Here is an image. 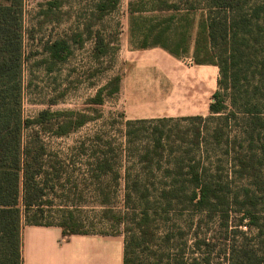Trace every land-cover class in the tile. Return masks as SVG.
I'll return each mask as SVG.
<instances>
[{"label": "trees", "instance_id": "trees-1", "mask_svg": "<svg viewBox=\"0 0 264 264\" xmlns=\"http://www.w3.org/2000/svg\"><path fill=\"white\" fill-rule=\"evenodd\" d=\"M195 1L204 5V12L196 25L192 58L195 63L217 66L218 78L209 106L211 115L184 119L191 123L188 131L194 134L192 142L200 146L199 137L203 134L200 122L221 119L215 115L225 112L227 105L231 106L232 109L228 110L236 119V133L230 137L223 133L218 123L212 127L210 137L217 146H224V154L231 153L233 175L244 184L233 187L232 179L208 173L200 161H194V157H190L186 164L181 157L175 159L173 170L154 173L150 169L149 174H137L131 188L127 183L124 193L125 199L129 200L134 192L140 205L137 211L134 209L127 221L129 225L123 230V264H210L214 244L205 234L195 233L192 243L195 251L187 253V240L182 230L178 229L174 234L166 228L161 234L156 233L161 214L155 203H190L199 220L216 215L220 225L225 227L226 238L228 222L232 217L236 218V226L243 224L248 230H254V234L248 236L237 227L231 230V238L223 252L226 264H264V0ZM118 2L98 0L91 12L93 21L84 25L89 36L94 33L93 56L96 60L109 53L111 42L99 29L92 31L91 28L114 11ZM184 2L187 12L196 8L195 3ZM148 4L150 11L155 13L150 18L143 15L146 10L143 4L135 7L129 2L130 35L140 39L137 46H161L176 56L188 53V46H184L181 53L168 46L165 40L169 38L176 17L178 21L185 20V28L191 25L190 13L178 17L179 0H148ZM48 6L49 9L59 7L60 1H48ZM166 12L172 13L164 15ZM23 34L22 0L0 2V264H23V218L27 224H54L41 218L45 206L51 204L46 198L48 191L54 190L56 184L49 182L60 178L63 161L57 155H54V161H46V156L51 158L52 155L48 153L41 132L63 136L85 121L84 115L77 110L42 109L34 117L23 116ZM184 37L185 30L181 42ZM72 38L82 44V33H75ZM149 38L152 39L150 43ZM178 46L180 41L176 43ZM69 47L67 39L63 38L48 40L44 44L43 50L48 58L43 62H50L48 70L67 58ZM120 79L118 74L110 78L87 103L101 106L104 95L113 96L119 91ZM158 121L165 124V119ZM150 122L127 120L126 132L136 134L137 130L132 128L135 124ZM28 128L32 132L24 139L23 132ZM151 130L154 146H162L164 130L158 127ZM139 158L147 163L153 161V155L147 152ZM141 175L152 177L146 179L151 187ZM129 176L126 174L127 180ZM162 210L167 217L168 207H162ZM67 212L72 217L70 211ZM57 225L63 234L88 232L70 228L66 221ZM176 238L182 240L180 245L172 244Z\"/></svg>", "mask_w": 264, "mask_h": 264}, {"label": "rangeland", "instance_id": "rangeland-1", "mask_svg": "<svg viewBox=\"0 0 264 264\" xmlns=\"http://www.w3.org/2000/svg\"><path fill=\"white\" fill-rule=\"evenodd\" d=\"M48 1L51 0H22L25 55L22 113L25 118H31L42 109L77 110L84 115L85 121L67 135L55 136L49 132H41L48 153L52 155L51 158L46 156V161H54V155L63 161L60 178L49 182L56 184L54 190L49 189V196H46L51 204L45 206L42 221L54 224L66 221L70 228L72 226L88 232L123 233L134 209L137 211L140 205L134 192L129 200L125 199L127 183L131 188L137 174H149L148 171L151 170L154 173L165 169L173 170L172 162L179 157L185 164L190 157H194V161H200L208 173L220 174L223 179H232L233 187L244 184L243 180L233 175L231 153L224 154V146H217L210 137L212 127L218 123L222 126L223 133L230 137L236 133L237 122L229 113L232 109L230 105H227L225 112L215 115L222 117L221 119L200 122L203 134L199 137L201 145L196 146L192 142L194 134L188 131L191 127L190 121L165 120L163 124L155 120L150 123H137L132 127L137 130L136 134L128 135L120 107L111 103L114 95H104L101 106L87 103L99 87L120 72L124 33L128 34L130 45L140 43L138 36L130 35L129 2L135 7L143 4V9H146L143 15L150 18L155 13L150 11L148 0H119L114 11L92 26V31L99 29L104 38L111 42L109 53L99 60L93 56L94 33L89 36L84 29L86 23L93 21L91 12L98 0H59L60 6L51 9L48 8ZM184 1L179 0L178 17L190 13L185 10L187 4ZM188 2L195 3L196 8L189 14L193 22L185 28V20L178 21L176 17L169 38L165 40L168 46L181 53L184 46H188V52L191 48L193 51L196 25L204 12L203 4L195 0ZM168 13L172 12L164 15ZM132 27L136 29V26ZM183 30L185 37L181 42ZM75 33H82V44L73 41ZM59 38L67 39L70 54L66 60L57 62L48 70L50 62H43L48 58L43 46L48 40ZM151 40L149 38L148 43ZM177 41H180L178 47ZM152 127L164 130L162 146H154ZM31 132V129H25L24 139ZM146 152L153 155L152 163L139 158ZM147 166L149 167L146 168ZM126 174L130 175L128 180ZM140 177L144 181L152 178L143 175ZM145 182L148 183V180ZM148 185L151 187V184ZM155 206L161 214L158 217L156 233L161 234L162 229L166 228L174 234L178 229L182 230L187 240V253L195 251L192 245L195 233L205 234L210 243L214 244L210 253V264H226L223 252L229 243V237L231 238L232 229L237 227L248 236L254 234V230H248L243 224L236 226L238 220L232 217L228 222L226 238L225 227L220 225L216 215L199 220L190 203H155ZM162 207H168L167 217ZM67 211H70L72 217H69ZM23 223H26L24 218ZM181 241L176 238L172 244L180 245Z\"/></svg>", "mask_w": 264, "mask_h": 264}, {"label": "crops", "instance_id": "crops-1", "mask_svg": "<svg viewBox=\"0 0 264 264\" xmlns=\"http://www.w3.org/2000/svg\"><path fill=\"white\" fill-rule=\"evenodd\" d=\"M124 35L119 91L111 102L120 107L124 123L139 119L186 122V117L211 115L217 66L195 63L192 48L176 56L161 46H132L128 34ZM21 234L23 264H123L121 232L63 234L57 224L23 223Z\"/></svg>", "mask_w": 264, "mask_h": 264}, {"label": "built area", "instance_id": "built-area-1", "mask_svg": "<svg viewBox=\"0 0 264 264\" xmlns=\"http://www.w3.org/2000/svg\"><path fill=\"white\" fill-rule=\"evenodd\" d=\"M23 20H24V18H23Z\"/></svg>", "mask_w": 264, "mask_h": 264}]
</instances>
